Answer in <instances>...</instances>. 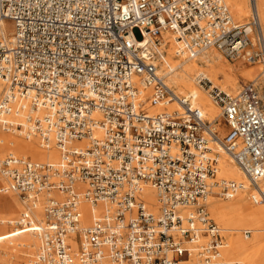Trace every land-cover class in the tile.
<instances>
[{
	"label": "built area",
	"instance_id": "obj_1",
	"mask_svg": "<svg viewBox=\"0 0 264 264\" xmlns=\"http://www.w3.org/2000/svg\"><path fill=\"white\" fill-rule=\"evenodd\" d=\"M250 1L242 25L225 0H0V25H13L11 39L0 34V129L36 137L60 156L57 164L0 158L1 194L42 205L36 264H241L223 259L225 233L208 200L243 188L216 181L220 146L256 188L254 204H264L259 87L231 94L201 78L221 111L222 123L210 122L168 86L158 63L171 33L180 55L215 49L264 68V33ZM149 103L181 111L150 115ZM25 111L26 125L9 120ZM146 188L157 196V215ZM83 202L104 205L89 227Z\"/></svg>",
	"mask_w": 264,
	"mask_h": 264
},
{
	"label": "bare ground",
	"instance_id": "obj_2",
	"mask_svg": "<svg viewBox=\"0 0 264 264\" xmlns=\"http://www.w3.org/2000/svg\"><path fill=\"white\" fill-rule=\"evenodd\" d=\"M225 2L229 8L232 7V19L233 13L237 19L242 20L249 14L248 12L251 8L250 0L249 5L247 0H225ZM256 7L260 23L264 26V0H256ZM0 34L11 39L13 30L9 28L8 22L4 21L1 23ZM159 52L160 61L158 65L168 86L174 91L176 90L175 93L178 97L191 101V104L200 109L205 119L210 122L220 121L221 111L201 87L199 83L201 78L218 85L222 77L221 89L228 93H236L241 80L254 79L253 82H256L258 87L261 84L264 86V68H261L262 66L256 68V70H249L243 67L245 63L241 61L239 65L230 67L224 61V55L215 49H210L194 57H191L190 54L180 55L178 54V44L171 33L163 34V43ZM4 87L0 83V98ZM187 92L189 93L186 94ZM144 94L150 95V91H145ZM147 108L150 115L181 111L177 103L166 106H152L149 103ZM29 114V111H25L20 116L11 117L9 120L26 125ZM217 129L220 130L221 136L224 135L222 127H217ZM215 150L218 153L216 181L219 182V178H222L223 180L220 179V182H235L243 187L230 200L221 201L216 196H212L208 200V211L210 216H212L211 219L221 225L222 230L224 229V233L228 236L226 246L222 250V257L223 259L226 257L229 261L228 263L264 264V207L260 204H254L252 200L257 195L256 188L253 187L246 175L222 147L218 146ZM8 155L15 157L29 156L33 159H31L32 161L42 164H57L60 159L59 153L55 148L49 147V149H46L38 138L26 139L22 135L5 133L0 129V158L3 159ZM3 184L4 181L0 178V190ZM258 187L264 190V179L258 183ZM78 189L84 191L85 186L79 185ZM143 198L148 203L152 213L157 215L158 201L154 190L146 188ZM81 209L83 213L82 224L84 227H89L93 219L103 213L104 205L99 203L96 206H92L83 202ZM27 211L28 214H26ZM41 213L43 221L39 222ZM20 214L22 215L20 221L14 224V219ZM43 222L44 212L42 205L31 208L24 201L20 203L15 194L8 193L4 195L0 192V231H6L8 225L15 226L14 233L2 235L0 242L10 240L8 244L13 251L17 253L23 252L25 254L24 257L29 256V259H32L35 254L37 256L41 247V240L33 231L42 225ZM20 225L26 226L18 228ZM242 231L251 232L253 236L245 237L243 234L242 237ZM25 234H29L31 237ZM27 249H30L29 255L26 252ZM18 257L17 255L16 259ZM29 264L36 263L34 260H29Z\"/></svg>",
	"mask_w": 264,
	"mask_h": 264
},
{
	"label": "rangeland",
	"instance_id": "obj_3",
	"mask_svg": "<svg viewBox=\"0 0 264 264\" xmlns=\"http://www.w3.org/2000/svg\"><path fill=\"white\" fill-rule=\"evenodd\" d=\"M247 2H248V5H249V0H247ZM250 7V6H249ZM230 9H231V11L230 12H232V7H230ZM249 14L246 16V18H244L243 20L242 19H237V17H235V15H234V13H233V21L235 22V23H238V24H242V25H245V24H248L249 22H250V20H251V8H250V11L248 12ZM9 23V28L11 29V30H13V25L10 23V22H8ZM262 29H263V33H264V26L262 25ZM133 34H134V37L136 38V40L137 41H140L141 39H142V36H141V33H140V31L138 30V29H136V30H134V32H133ZM224 58V57H223ZM224 61L226 62V64L228 65V66H230V67H235V66H237V65H239V63L241 62V61H235V62H233V61H229L228 59H225L224 58ZM242 63H244V62H242ZM244 68H248L249 70H256V68H259V67H261V65H254V66H250V65H247V64H244V66H243ZM261 68H263V67H261ZM223 80V78L221 77V80L219 81V83H218V85H214L213 84V86L214 87H221L222 88V85H221V81ZM253 80L254 79H252V80H241L240 81V83H239V88H238V90L241 88V86H243L244 84H247V83H250V82H253ZM254 83H256V82H254ZM257 84V83H256ZM257 86H258V84H257ZM211 87V85H208L207 87H202L204 90H205V92H207L208 93V95H209V97H210V94H209V88ZM259 90H260V93H261V95H262V98H263V100H264V86L261 84V86H259ZM175 92H176V90H175ZM189 92H187L186 94H188ZM233 93H235V92H231V94H233ZM179 94V93H178ZM179 95H181V94H179ZM210 100H212L211 99V97H210ZM213 102V101H212ZM209 121V120H208ZM219 123H222V119H220V121H219ZM223 125V124H222ZM223 128V127H222ZM224 129V135H225V132H226V129L225 128H223ZM21 157V156H20ZM23 157V156H22ZM24 157H27V158H30L29 156H24ZM30 159H32V158H30ZM33 160V159H32ZM0 178H1V176H0ZM220 179L221 180H223L222 178H219V182H220ZM1 187V186H0ZM15 197L18 199V201L20 202V203H22L23 202V200L18 196V195H16L15 194ZM220 200L221 201H224V199H221L220 198ZM226 201V200H225ZM262 207H264V204H260ZM23 212H24V210H23ZM21 214H22V212H21ZM19 215L16 219H14V224L15 223H17V222H19L20 221V219H21V217H22V215ZM26 214H28V211H27V213ZM210 214V213H209ZM211 218H212V216H210ZM41 221H43V216H42V213H41V216H40V221L39 222H41ZM214 221V220H213ZM215 223H216V221H214ZM221 229H222V226L221 225H219L218 223H216ZM18 228H21L20 226H18ZM14 229H15V226L14 225H8V227H7V229H6V231H0V237L2 236V235H4V234H12V233H14ZM224 230V229H223ZM225 231V230H224ZM243 234H244V232L242 231L241 232V236L243 237ZM25 235H28V236H30L29 234H25ZM252 235V234H251ZM250 235V236H251ZM253 236V235H252ZM31 237V236H30ZM225 237H226V241H227V235L225 234ZM251 239H252V237H251ZM250 239V240H251ZM248 241H249V239H248ZM8 242H10V240H8V241H2V242H0V264H29V260H35V256H36V254L34 255V257H32V259H29V256L28 257H24L25 256V254L23 253V252H20V253H17V252H15V251H13L12 250V248H11V246L8 244ZM33 243H34V241H33ZM32 243V244H33ZM26 252L28 253V255L30 254V249H27L26 250ZM15 253V254H14ZM17 255L19 256L17 259H16V257H17ZM226 262H229L227 259H226V257H225V259H224Z\"/></svg>",
	"mask_w": 264,
	"mask_h": 264
}]
</instances>
